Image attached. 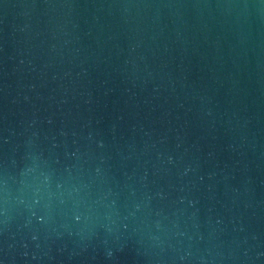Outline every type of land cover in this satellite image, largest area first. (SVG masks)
<instances>
[{
  "label": "water",
  "instance_id": "95a60500",
  "mask_svg": "<svg viewBox=\"0 0 264 264\" xmlns=\"http://www.w3.org/2000/svg\"><path fill=\"white\" fill-rule=\"evenodd\" d=\"M0 264H264V0H0Z\"/></svg>",
  "mask_w": 264,
  "mask_h": 264
}]
</instances>
